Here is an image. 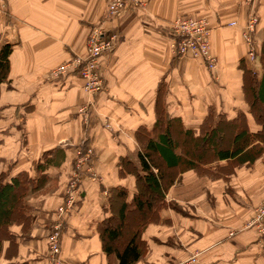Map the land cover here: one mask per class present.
<instances>
[{"label":"crops","instance_id":"crops-1","mask_svg":"<svg viewBox=\"0 0 264 264\" xmlns=\"http://www.w3.org/2000/svg\"><path fill=\"white\" fill-rule=\"evenodd\" d=\"M140 2L106 25L108 32L118 35L117 43L100 60L104 91L90 97L76 75L55 80L47 76L71 58L85 55L87 37L100 23L107 0H5L4 5L0 1V47L11 45L9 70L0 84V170L13 165V171H28L34 180L25 197L29 225L22 233L13 228L17 237L8 247L7 260L2 259V245L0 264H45V239L63 206L73 162L85 144L93 149L99 179L82 178L78 200L63 216L61 261L108 264L111 259V264H118L113 254L108 258L103 252L101 224L109 216L111 188L124 186L128 200L136 192L131 176L119 177L117 162L121 157L137 160L139 128L151 130L162 111V117L179 118L185 129L197 132L212 111L228 119L244 114L249 130H258L248 113L246 98L251 96H245L244 70L256 75L259 84L264 80L259 60L264 0ZM251 14L257 19L254 60L246 55L242 38ZM177 16L207 22L215 70L189 57H174L171 23ZM83 105L89 109V120L78 112ZM106 122L112 128H105ZM44 153L49 156L42 175L32 170V164ZM215 163L225 169L229 161L208 165L211 175ZM247 163L234 176L208 177V186L198 192L192 190L200 184L193 180L199 179L196 174L181 175L165 198L180 208L161 210L156 221L145 226L141 237L145 249L135 264H170L191 254L197 255L199 264H264L263 241L247 227L254 208L264 201V155L251 167ZM185 177L196 184L188 181L180 187ZM39 179L44 183L35 191ZM224 179H230L231 191Z\"/></svg>","mask_w":264,"mask_h":264},{"label":"trees","instance_id":"trees-1","mask_svg":"<svg viewBox=\"0 0 264 264\" xmlns=\"http://www.w3.org/2000/svg\"><path fill=\"white\" fill-rule=\"evenodd\" d=\"M10 52L11 45L0 47V84L7 77ZM259 60L264 71V43ZM244 78L245 96H251L246 98L248 113L258 126L254 132L249 130L244 114L228 119L212 111L202 119L197 132L185 129L179 118L162 117V111H158L151 130L139 128L135 132V140L141 147L137 160L121 157L117 168L119 177L133 178L136 192L128 200L124 186L108 191L109 216L101 224L100 237L108 258L113 254L118 264H135L140 260L145 249L141 239L145 226L154 223L161 210L178 209L173 203H166L165 197L181 174L192 170L208 172V165L224 160L229 161L228 167L247 162L251 166L254 159L264 155V80L259 84L256 75L248 70H244ZM48 156L49 153H44L39 161L33 162L35 173L44 174ZM12 166L0 172V254L5 243L2 259L6 260L8 247L17 237L13 228L22 233L29 225L25 197L34 185L28 171H13ZM217 168L218 163L216 171ZM43 183L44 179H39L33 189L38 190ZM127 232L130 234L125 238Z\"/></svg>","mask_w":264,"mask_h":264},{"label":"built area","instance_id":"built-area-1","mask_svg":"<svg viewBox=\"0 0 264 264\" xmlns=\"http://www.w3.org/2000/svg\"><path fill=\"white\" fill-rule=\"evenodd\" d=\"M4 5L5 0H0ZM141 5L140 0H107L106 10L98 25L92 27L86 41V51L84 56H75L62 65L54 68L47 76L48 80L65 78L76 75L83 82V90L90 97H95L104 90V76L101 59L112 53L116 47L118 35L108 32L106 25L113 19L127 13L131 8ZM257 19L255 15H249L246 25L243 27L242 38L247 48V56L254 60L256 55L255 32ZM234 26L235 23H231ZM171 43L170 48L174 57H189L193 60L201 61L205 66L213 71L216 69V61L210 54L209 36L210 28L204 19L193 16H177L171 23ZM78 112L87 119L89 109L86 105L79 107ZM105 128L110 129L107 124ZM85 154L77 158L81 166H77L78 171L72 174L69 186L65 191L63 206L60 208L57 222L54 223L47 238L46 264H62L60 257V240L62 233V219L70 213L78 200L81 182V168L91 163L92 148L87 147ZM84 165V166H83ZM87 174L93 173L87 168ZM247 227L254 228L261 237L264 245V201H262L253 211V217ZM173 264H199L196 254L187 256L186 259Z\"/></svg>","mask_w":264,"mask_h":264},{"label":"rangeland","instance_id":"rangeland-1","mask_svg":"<svg viewBox=\"0 0 264 264\" xmlns=\"http://www.w3.org/2000/svg\"><path fill=\"white\" fill-rule=\"evenodd\" d=\"M255 59H256V55H255ZM211 71V70H210ZM104 91V90H103ZM89 118V116L87 117V119ZM86 119V120H87ZM89 120V119H88ZM105 124H107L108 126H110V128H112L111 127V123H109V122H106V123H104L103 125H105ZM87 147H90V146H87V144H85L84 146H82V147H80V149H79V152H78V155H77V157L75 158V160H74V162H73V165H72V173H71V176L69 177V179L67 180V182H66V186H65V189H64V194H65V191L67 190V188H68V186H69V183H70V180H71V178H72V174L74 173V172H76V171H78L77 169H76V167L79 165V166H81L82 165V163H78L77 162V158L80 156V155H82V157H83V155L85 154V150H86V148ZM138 149H139V151H140V149H141V147L138 145ZM93 155H94V153H93V149H92V153H91V156L93 157ZM217 165V164H216ZM84 166V165H83ZM89 167H86V166H84V167H82L81 168V172H80V174H81V181H82V178H84V177H87V178H89L90 180H92V181H97L98 179H99V177L96 175V173H95V168H94V165L92 164V159H91V163L88 165ZM249 167H251V166H249ZM1 168V167H0ZM87 168H90L89 170L91 171V172H93V173H90V174H87V171H88V169ZM240 167L239 166H236V167H227V168H225V169H221V168H217V171L215 172V173H212V175H211V172L210 173H208L207 171L206 172H204V171H202V172H194L193 170V173L194 174H196V176L199 178V179H201L200 181H199V179H197V178H195V179H193L194 181H197V185L198 186H194L193 188H192V190H194L193 192H195V191H197L198 192V189H200V188H202V186L204 185V184H207V186H208V177H209V179L210 180H217V178H220L221 176L223 177V178H225V176H231L232 174H233V176H234V174H235V172H236V170L237 169H239ZM0 172L2 173L3 172V170L1 169L0 170ZM181 175H183V174H181ZM180 175V176H181ZM180 176H179V178H180ZM178 178V179H179ZM188 177H185V178H181V186L180 187H183V186H185V183H187L188 181H191V180H185V179H187ZM207 179V183H206V179ZM229 178V177H228ZM193 180L191 181V183H192V185H194V184H196V183H193ZM178 180H176L175 182H174V184H176V182H177ZM224 181H226V185H227V189H228V191H231V189H230V185H229V182H230V179H224ZM202 182H205V183H203V184H201ZM174 184H173V186H174ZM178 185H180V181H179V183H178ZM172 186V187H173ZM171 187V188H172ZM81 188V182H80V184H79V189ZM202 193H203V191H202ZM168 194V193H167ZM207 197H208V193H207ZM166 198V197H165ZM65 199V198H64ZM171 203V202H170ZM174 205H176L177 207H179L180 208V206H181V204H178V203H174V202H172ZM257 207V206H256ZM178 208V209H179ZM182 209V208H181ZM255 209V208H254ZM59 213H60V208L58 209V213H56L57 215H56V219H55V221H54V223H56L57 222V218L59 217ZM54 223H53V225H54ZM53 225H51V227H50V230H49V232H48V234H47V236H46V247H47V238H48V235H49V233H50V231H51V229H52V226ZM129 234L130 233H128L127 232V234H125L124 235V237L125 238H128L127 236H129ZM60 253H61V249H60ZM187 258V257H186ZM185 258V259H186ZM184 260V259H183ZM180 261H182V260H180ZM180 261H176V262H180ZM45 264H46V260H45ZM173 264V263H172Z\"/></svg>","mask_w":264,"mask_h":264}]
</instances>
